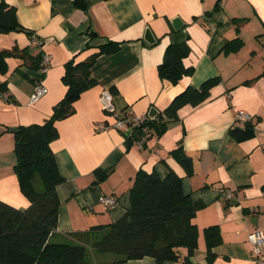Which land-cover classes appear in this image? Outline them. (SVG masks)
<instances>
[{"label": "crops", "instance_id": "1", "mask_svg": "<svg viewBox=\"0 0 264 264\" xmlns=\"http://www.w3.org/2000/svg\"><path fill=\"white\" fill-rule=\"evenodd\" d=\"M5 1L15 7L18 21L31 34L0 30V49L16 46L47 53L50 66L43 77L48 91L36 102L30 97L37 68L10 55L8 70L0 71V84L6 81L0 94V198L21 207L28 203L14 168V130L52 114L67 88L63 74L69 59L85 53L89 44L115 39L121 41L119 50L97 57L91 66L95 83L83 90L73 112L57 122L55 156L65 180L57 186L55 237L118 219L129 204L138 169L155 168L162 176L173 170L181 176L184 190L203 202L194 217L199 236L193 261L264 264V248L257 257L248 240L251 231H264V0H82L85 5L78 0ZM174 17L182 19L181 27H174ZM147 27L155 36L153 44L145 39ZM237 37L239 47L227 49ZM185 40L190 53L184 63L195 68L175 82L159 65L169 43ZM207 82L202 100L179 106L163 130L152 125L141 147L127 139L128 128L97 127L115 120L101 105L104 87L113 92L117 110L143 115L152 107L165 113L186 87L200 88ZM239 110L252 118L236 120ZM247 122L255 134L235 139L230 127ZM175 149L187 156L189 166ZM229 190L230 199L225 196ZM105 196L115 197L117 204L107 209ZM209 225H217L221 233L211 260L206 256ZM91 257L99 264H181L169 259L158 263L151 256L119 261L113 253L96 251Z\"/></svg>", "mask_w": 264, "mask_h": 264}, {"label": "trees", "instance_id": "2", "mask_svg": "<svg viewBox=\"0 0 264 264\" xmlns=\"http://www.w3.org/2000/svg\"><path fill=\"white\" fill-rule=\"evenodd\" d=\"M80 4L85 5V2ZM12 29L31 34L18 21L15 7L2 0L0 30ZM240 43L237 37L227 43L226 48H238ZM120 47L121 41L107 39L94 47L89 44L85 53L74 55L65 65V94L54 105L52 114L43 122L21 124L14 130V168L28 203L21 207L0 198V264H99L91 257L92 251L113 253L119 261L151 256L158 263L169 259L179 260L181 264H196L191 258L199 236L194 217L203 202L184 190L181 176L173 170L162 176L155 168L138 169L129 190V204L118 219L73 231L62 239L55 237L60 205L57 186L65 180L55 156L54 141L59 136L57 122L73 112L74 102L83 90L95 83L91 66L97 57ZM189 53L186 40L169 43L159 65L160 71L175 82L192 74L195 67L184 63ZM10 55L19 56L32 67L40 68V53L33 54L27 48L15 46L0 49L1 72L8 70ZM5 85L6 81L0 84V94L6 89ZM208 85V82L200 88L189 85L172 99L165 113H158L155 118L147 117L132 131H126L127 139H140L145 128L151 135L152 125L163 130L168 119L177 116L179 106L202 100L208 93ZM229 132L235 139L244 140L255 134V128L247 122L244 126H231ZM174 152L189 166L187 156L178 149ZM205 229L206 256L211 260L215 256L213 247L221 241V233L217 225ZM184 247L186 254L183 255Z\"/></svg>", "mask_w": 264, "mask_h": 264}, {"label": "built area", "instance_id": "3", "mask_svg": "<svg viewBox=\"0 0 264 264\" xmlns=\"http://www.w3.org/2000/svg\"><path fill=\"white\" fill-rule=\"evenodd\" d=\"M33 40L37 43H41V40L37 38L35 35H33ZM50 66V56L47 53H44L41 57V63L39 68V76L36 79L35 82V88L34 91L31 94L30 101L36 102L42 95H44L48 88L43 82V77L45 73L47 72L48 68ZM7 96V93L5 94ZM100 102L102 107L112 114L115 118V120L112 123L108 122H99L97 123V127L102 130L109 128L111 126L117 127V128H128L129 131H132L134 126H137L142 123L143 120H145L147 117H150L148 113L143 115H137L130 111H119L116 109L115 103H114V95L110 88L104 87L101 90L100 93ZM235 118L238 121H247L252 118V115L244 110H239L235 113ZM150 135V134H149ZM148 133L146 128L144 129V134L140 139L136 140V143L139 147L143 146L144 141L148 138ZM232 192L229 190L225 192V196L230 199L232 197ZM103 201L106 204L107 209L113 208L117 204V199L113 196H105L103 198ZM248 240L252 244L253 253L255 256H260L262 254L263 248H264V231L261 229H255L251 231L248 235Z\"/></svg>", "mask_w": 264, "mask_h": 264}, {"label": "water", "instance_id": "4", "mask_svg": "<svg viewBox=\"0 0 264 264\" xmlns=\"http://www.w3.org/2000/svg\"><path fill=\"white\" fill-rule=\"evenodd\" d=\"M172 22H173V25L175 28H179L182 26L183 24V21L180 17H174L172 19ZM145 39L148 41V42H154L155 41V36L153 34V31L151 30L150 27H147L146 29V32H145ZM158 114V110L155 108V107H152L149 112H148V115L151 117V118H155Z\"/></svg>", "mask_w": 264, "mask_h": 264}]
</instances>
